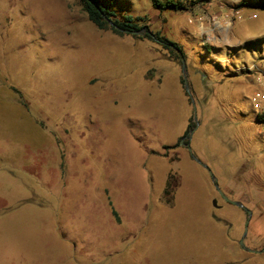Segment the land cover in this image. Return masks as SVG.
<instances>
[{
  "label": "rangeland",
  "instance_id": "rangeland-1",
  "mask_svg": "<svg viewBox=\"0 0 264 264\" xmlns=\"http://www.w3.org/2000/svg\"><path fill=\"white\" fill-rule=\"evenodd\" d=\"M173 1L126 5L188 92L78 0H0V264H264V12Z\"/></svg>",
  "mask_w": 264,
  "mask_h": 264
},
{
  "label": "trees",
  "instance_id": "trees-1",
  "mask_svg": "<svg viewBox=\"0 0 264 264\" xmlns=\"http://www.w3.org/2000/svg\"><path fill=\"white\" fill-rule=\"evenodd\" d=\"M78 2L88 21L97 29L109 30L119 36L131 35L133 37L146 38L166 49L175 60H183L182 50L178 44L157 32H149L146 28L147 20L143 17H134L127 8V0H78ZM150 2L153 8L159 11L183 10L182 5L173 0H150ZM120 4L123 5L122 11L116 8ZM236 8H247L264 12V0H242L236 5ZM141 30H144V34L140 36L133 34V32ZM255 117L259 123H264V113H256ZM191 127H193V124L189 126V128Z\"/></svg>",
  "mask_w": 264,
  "mask_h": 264
},
{
  "label": "water",
  "instance_id": "water-1",
  "mask_svg": "<svg viewBox=\"0 0 264 264\" xmlns=\"http://www.w3.org/2000/svg\"><path fill=\"white\" fill-rule=\"evenodd\" d=\"M133 34L140 36V35L144 34V30H141V31H138V32H133ZM181 67H182V76H183V86H184V89L188 92V84H187V81H186V70H185V65H184L183 60H182ZM192 106H193V119L195 120V119H196V112H195V106H194V103H192ZM193 131H194V130H191V131H190V133H189V135H188L187 138H190V137H191ZM182 141H183V140H182ZM182 141H180V144H182ZM188 151H189V153H190V156L195 160V162L198 163L200 166H202L203 168H205V169L208 171L211 180L214 182V181H215V177H214V176L212 175V173L208 170L207 166H205L200 160H198L197 158L194 157V155L190 152L189 147H188ZM214 188H215V190L217 191V193L219 194V196H220L224 201L229 202L230 204H232V205H234V206H236V207H238V208L245 209V210H246V213H247V215H248V220H249V217H250L251 213H250V212H249V211H248V210H247V209H246V208H245L240 202H237V201H230V200H229V199H228V198H227V197H226V196L220 191V189H219V187H218L217 184L214 185ZM213 204H215V203H213ZM246 227H247V223H246V225H245V231H244V233H243L242 240H243V239L245 238V236H246ZM242 240H241V242H240V245H242ZM251 252H252V251H251ZM257 253H260V251L257 252Z\"/></svg>",
  "mask_w": 264,
  "mask_h": 264
},
{
  "label": "built area",
  "instance_id": "built-area-1",
  "mask_svg": "<svg viewBox=\"0 0 264 264\" xmlns=\"http://www.w3.org/2000/svg\"><path fill=\"white\" fill-rule=\"evenodd\" d=\"M253 17H255V15H253ZM198 20L201 21L203 20V18L199 17ZM263 77H264V74H263ZM263 82H264V79H263ZM263 92H264V85H263ZM256 100H257V103H254L253 110L257 114L258 113L263 114L264 113V93H263V96H261L260 94H257Z\"/></svg>",
  "mask_w": 264,
  "mask_h": 264
},
{
  "label": "crops",
  "instance_id": "crops-1",
  "mask_svg": "<svg viewBox=\"0 0 264 264\" xmlns=\"http://www.w3.org/2000/svg\"><path fill=\"white\" fill-rule=\"evenodd\" d=\"M235 13H238L237 11H235ZM225 16L224 17H226V15H228V14H224ZM229 15H233V13H231V14H229ZM252 18H256V16L255 17H253L252 16ZM226 21V20H225ZM225 23H227V22H225ZM253 113H255V112H253Z\"/></svg>",
  "mask_w": 264,
  "mask_h": 264
},
{
  "label": "flooded vegetation",
  "instance_id": "flooded-vegetation-1",
  "mask_svg": "<svg viewBox=\"0 0 264 264\" xmlns=\"http://www.w3.org/2000/svg\"><path fill=\"white\" fill-rule=\"evenodd\" d=\"M245 212H246V210L245 209H243ZM264 249V248H263Z\"/></svg>",
  "mask_w": 264,
  "mask_h": 264
}]
</instances>
